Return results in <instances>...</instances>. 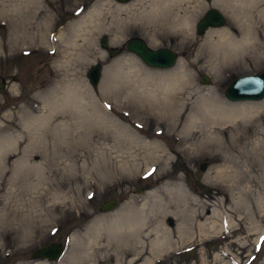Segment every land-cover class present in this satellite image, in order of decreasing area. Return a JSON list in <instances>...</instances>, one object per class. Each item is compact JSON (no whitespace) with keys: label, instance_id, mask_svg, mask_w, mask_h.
<instances>
[{"label":"rangeland","instance_id":"rangeland-1","mask_svg":"<svg viewBox=\"0 0 264 264\" xmlns=\"http://www.w3.org/2000/svg\"><path fill=\"white\" fill-rule=\"evenodd\" d=\"M211 1L180 4L182 14L197 8L191 27L181 33L151 19L135 21L133 13L146 0H134L127 11L117 9L113 0H36L31 6L37 15L31 19L24 15L26 0H0V147L12 142L0 153V264H81V251L93 237L95 247H101L99 256L108 259L104 264H114L115 250L104 247L109 220L118 214H157L168 203L186 207L192 218L206 209L183 235L189 239L150 264H264V98L231 102L225 96L233 80L264 72V18L253 20L256 59L216 60L222 49L214 46L219 32L240 35L237 20ZM4 5H14L13 15L26 27L16 31L5 22L3 13L9 10ZM209 9L221 12L226 25L197 36L195 24ZM43 18L51 24L45 42L40 41L47 30ZM81 19L85 23L75 25ZM103 36L109 48L120 50L117 57L101 49ZM134 38L151 49L176 52L175 66L147 67L125 49ZM97 63L103 68L95 91L86 74ZM128 69L142 80L152 74V85L169 74L175 94L150 103L139 83L133 93L126 86ZM202 75L208 84L200 82ZM70 88L84 102L82 110L65 107L49 125L31 132L28 125L47 112V102L64 100ZM202 98L253 105L256 112L240 121L238 131H230L229 124L206 121L198 111ZM31 133L34 147L42 146L24 164ZM233 136L242 139L232 144ZM110 199H117L118 207L101 212ZM26 217L36 227L19 230L18 222ZM182 221L179 215L167 216L166 227L173 232ZM212 221L214 231L207 229ZM51 243L65 245L58 261H31L33 250ZM124 255L117 256L128 264L130 256Z\"/></svg>","mask_w":264,"mask_h":264},{"label":"bare ground","instance_id":"bare-ground-1","mask_svg":"<svg viewBox=\"0 0 264 264\" xmlns=\"http://www.w3.org/2000/svg\"><path fill=\"white\" fill-rule=\"evenodd\" d=\"M36 0H26L24 11L27 14H24L26 19L34 18L37 14L34 13V8L32 2ZM134 0H131L125 4H116L115 7L118 9H123L125 11L129 10L135 3ZM145 0H135V2L140 3ZM147 4L144 5L141 3L140 11L135 14L133 13L135 21L143 22L146 18L155 21L157 25L169 26L177 29L181 33L191 27L192 17L197 14L196 7L191 8L190 15L182 14L180 12L181 3H189L190 0H146ZM211 6L219 9L222 12H228L231 16L237 20V26L239 30V38H235L229 32H219V37L216 40L214 46L218 45L222 47L215 55L214 58L225 59L228 61H235L238 58H241L244 55L252 56L256 59L258 56V42L253 37V32H255L254 18H264V0H212ZM8 8V13L4 10L3 15L5 16V22L14 24L16 31L26 27V23H21L16 19L15 14L13 15V10H16L14 5H4ZM198 8L203 9L205 6H199ZM188 12V11H187ZM15 19V20H14ZM134 20V19H133ZM11 21V22H9ZM49 19L43 18L42 23L46 26V33L42 32L40 35V41L45 42L49 39V33L51 31V24L48 22ZM14 22V23H13ZM84 24L85 19L76 21L77 24ZM64 35L60 32L58 33V38L62 39ZM32 41L30 42V44ZM123 65V64H122ZM126 65V64H124ZM123 65V66H124ZM121 66V67H123ZM169 74H166V76ZM126 86L131 87L133 93L135 84L139 83L142 88H146L150 103L155 104V102L164 100V102L169 101V92L174 90V83H169L166 76H159L160 84L152 85L154 80H152V74H147L145 79H138L134 75V71L128 69L125 73ZM135 77V78H134ZM169 78V77H168ZM174 79V76H173ZM130 82V83H129ZM118 81L113 78V85H117ZM161 89V91H160ZM67 97L64 100H55L53 102H47L45 110L47 111L44 115L37 118L35 124L28 125L30 131H36L37 128H43L49 125L50 119L53 114L63 112L65 107L75 108L78 112L79 108L82 110L83 101L78 92L74 91L72 88L67 90ZM174 94H172L174 96ZM174 99V98H171ZM200 107L201 115L206 119L209 124L219 123V124H229L228 127L230 131H238L240 121L250 117L256 108L253 105H244V104H227L217 101L210 98H202ZM73 112V109H71ZM80 112V111H79ZM76 113V112H75ZM59 126V124H58ZM29 143L27 144L24 150L23 161L24 164H30L31 153L35 149L41 148L34 147L35 145V134L31 133L29 136ZM241 140L240 137H231L230 142L234 144L238 140ZM4 141V140H3ZM1 141V142H3ZM0 142V143H1ZM12 142L6 141L4 145L0 147L1 150L7 147H11ZM0 158L2 156L0 155ZM173 209H178L177 212H172ZM180 209V210H179ZM186 207H180L172 203L165 204L161 207V210L157 214H145L142 212L138 213H126L118 214L112 220H109V223L106 227L103 228L106 239H105V248H112L115 250V263L114 264H124L117 255L119 252L124 253V258L129 255L130 259L128 264H150L156 258L164 256L166 253H169L172 249L175 250V246L178 244L184 243L189 237H183L188 231H190L196 225V220L203 217V212H205L206 207H202V213L197 214L194 218L189 216L188 210ZM180 216L183 219L182 223H178L173 229V232H170L166 227L167 225V216ZM21 222H18L19 230L23 226H29L35 228V222L31 217L24 218ZM198 227L202 225L198 224ZM217 228L216 221L210 222V226L207 227L208 230L214 231ZM202 229V228H201ZM200 229V230H201ZM95 234H99L100 230H93ZM92 231V232H93ZM97 244L96 238H91L87 241L84 251H81L80 254L82 257L81 264H104L108 261L106 256H99L98 253L101 250V247H95ZM125 251H128L127 253ZM84 257L86 259H84ZM142 259V260H141ZM79 261V260H78ZM39 262V261H34ZM41 264V263H36ZM67 264V263H65ZM75 264V263H73ZM79 264V263H76Z\"/></svg>","mask_w":264,"mask_h":264},{"label":"water","instance_id":"water-1","mask_svg":"<svg viewBox=\"0 0 264 264\" xmlns=\"http://www.w3.org/2000/svg\"><path fill=\"white\" fill-rule=\"evenodd\" d=\"M120 4H125L131 0H115ZM211 1V0H206ZM226 20L221 12L216 9H209L203 17L196 23L195 32L198 36H203L209 29H220L225 27ZM100 47L108 52L110 58H114L119 54V50L109 49L106 36L100 41ZM126 50L135 56L150 68L154 69H170L177 62V54L168 49L151 50L141 39H131L126 43ZM102 75V65L95 64L92 66L86 78L93 90H97ZM202 84H208L209 79L202 75L200 78ZM226 98L231 102H257L264 98V72L260 75H251L237 78L225 90ZM204 166H201L203 169ZM119 205L117 199H110L100 206L101 212H111ZM64 254V246L61 243H51L47 246L33 250L29 258L31 261L56 262Z\"/></svg>","mask_w":264,"mask_h":264},{"label":"flooded vegetation","instance_id":"flooded-vegetation-1","mask_svg":"<svg viewBox=\"0 0 264 264\" xmlns=\"http://www.w3.org/2000/svg\"><path fill=\"white\" fill-rule=\"evenodd\" d=\"M113 1H115V0H113ZM115 4H118V3L115 1Z\"/></svg>","mask_w":264,"mask_h":264}]
</instances>
